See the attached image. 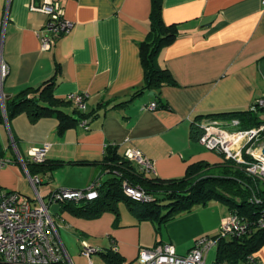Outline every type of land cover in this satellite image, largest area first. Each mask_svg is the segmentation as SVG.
<instances>
[{"label":"crops","instance_id":"0c3cea01","mask_svg":"<svg viewBox=\"0 0 264 264\" xmlns=\"http://www.w3.org/2000/svg\"><path fill=\"white\" fill-rule=\"evenodd\" d=\"M41 1L0 0V53L10 68L3 92L9 98L55 78V97L78 121L61 133L56 116L33 121L21 112L10 122L0 118L1 157L12 159L0 170L5 188L35 198L26 172L29 178L42 179L38 188L45 197L60 188H86L106 173L102 161L109 143L118 144L122 155L128 147L139 148L152 161V174L163 178L183 177L194 162L212 165L226 160L203 145L199 134L194 136V123L219 113L249 110L264 96L263 0H164L163 18L178 24L179 36L160 52V64L171 71L176 84L163 85L159 98L149 89L133 98L145 80L140 43L150 31L153 0H58L64 17L74 25L48 50L42 49L38 35L48 16L31 8ZM75 92L87 94L86 111L68 99ZM152 101L159 107L148 108ZM77 110L91 113L90 117ZM258 115L262 119L264 111ZM6 126L16 146L6 142ZM46 142L51 143L47 158L43 165L32 166L30 174L29 151ZM10 149L15 154H8ZM60 160L63 164L50 170ZM120 213L118 220L110 211L86 218L61 209L54 217L59 230H64L67 243L60 237L66 249L68 243L72 249L76 244L82 254L83 241L100 249L111 248L115 241L125 264H140L141 247L165 240L154 235L151 221H140L122 207ZM230 213L211 219L191 238L186 253L198 235L218 233ZM170 237L167 242L178 250L179 244ZM94 254L95 264H106L101 253ZM255 256L264 263V245Z\"/></svg>","mask_w":264,"mask_h":264},{"label":"trees","instance_id":"16d2710c","mask_svg":"<svg viewBox=\"0 0 264 264\" xmlns=\"http://www.w3.org/2000/svg\"><path fill=\"white\" fill-rule=\"evenodd\" d=\"M163 4L164 0H153L152 3L150 31L148 37L140 43L145 80L142 86L136 89L133 98L147 89L156 91L155 96L159 98V90L163 85L176 84L171 71L159 61L161 50L179 36L178 24L164 20ZM55 84L56 79L52 78L40 87H27L17 95L5 98L8 121L10 122L13 116L26 112L33 121L56 116L60 120L61 133L74 125L78 119L61 108L63 100L55 97ZM77 111L83 117H90L91 113ZM213 116L227 119L238 117L241 120V128L253 127L262 122L258 113L250 109ZM0 118L6 120L3 114H0ZM200 133L198 123H194V136L197 138ZM44 162H28L30 174L34 171L32 166L43 165ZM59 164H63V161L53 164L50 170ZM102 164L106 173L101 176L102 184L98 197L79 201L67 200L62 202L61 209H68L86 218H95L110 211L115 213L118 220L121 214L120 202L124 200L138 220H149L158 228V225L168 222L182 212L190 211L197 204L207 205L210 201L219 199L228 206L231 213L236 212L246 218L251 224V229L244 235L222 239L218 244L216 260L241 264L247 262L249 256L264 245V227L254 226L260 217H264V179L249 174L246 167L235 160L226 159L212 165L206 161H198L188 166L183 177L163 178L140 170L119 152L118 144L109 143L105 147ZM124 182L144 189L152 198L147 201L131 198L124 191ZM53 218L57 222L54 216ZM99 253L106 264H125L124 257L112 248L101 249Z\"/></svg>","mask_w":264,"mask_h":264},{"label":"built area","instance_id":"2783aa9c","mask_svg":"<svg viewBox=\"0 0 264 264\" xmlns=\"http://www.w3.org/2000/svg\"><path fill=\"white\" fill-rule=\"evenodd\" d=\"M264 2V0H263ZM31 8L44 12L48 16L45 25L39 29L38 35L42 41V49L54 47L59 39L73 27V22L64 17V8L58 0H42L32 3ZM9 65L0 53V95L4 100L3 84L9 73ZM75 106L86 111L88 109L87 94L75 92L68 95ZM159 107L157 101L148 104V108ZM250 110L260 113L264 111V96L256 99ZM3 115L8 122L7 111ZM259 125L241 128V120L232 117L222 121L217 117H206L198 122L201 133L198 140L211 150L244 165L249 174L264 179V117ZM84 120V125L87 124ZM12 144L16 146L13 139ZM51 143L32 147L29 151L30 162L42 163L46 160ZM124 156L137 167L148 173H153L152 161L136 147H128ZM26 166L21 157L18 158ZM12 159L0 157V170ZM37 196L31 198L18 190L5 188L0 182V264H75L59 235L58 223L50 212L54 202L67 200L94 199L99 195L102 177L98 176L86 188H60L46 197L38 188L42 183L39 176H30ZM124 191L131 198L147 201L152 197L144 189L124 182ZM264 227V217L254 224ZM251 229L250 222L240 214L233 212L224 217L218 233L214 236H203L196 240L194 246L186 254L177 252L171 242H158L153 247H141L138 254L140 264H228L224 260H207L210 249L218 245L222 239L241 236ZM118 251L113 241L111 247ZM96 248L83 241L82 254L89 258V264H95L92 255L99 252ZM254 255V254H253ZM250 255L246 264H264L257 257Z\"/></svg>","mask_w":264,"mask_h":264},{"label":"rangeland","instance_id":"374dc122","mask_svg":"<svg viewBox=\"0 0 264 264\" xmlns=\"http://www.w3.org/2000/svg\"><path fill=\"white\" fill-rule=\"evenodd\" d=\"M4 131L6 134V142H9L11 144L13 142V138H12V134L9 132V129L7 126H6ZM7 153L8 154H12V153L15 154V152H13L12 149H10L9 152H7ZM219 156L221 157V155H219ZM26 180L27 181L30 180L27 172H26ZM30 187H31L30 188L31 196H37V193H36L34 186L30 184ZM39 187L42 188V186H39ZM62 204H63L62 202H54L50 205V212L53 216H55L56 213L61 212L60 208H61ZM121 207L125 211H130V213L132 214V212L130 210V206L126 201L122 200L120 202V209H121ZM164 210H166V208ZM228 212H229L228 206L223 201H221L219 199H214V200L210 201L207 205L197 204L191 209L190 212H187L183 215L181 214L182 216L178 215L175 218L169 220L168 222L158 225V228L153 226L154 227L153 228L154 229V235H157V237L163 238V240H165V242H167L171 239L170 236H173L176 243L179 244L178 250H179L180 254H186V251L192 242L191 238H193V236H196L197 234L202 232L204 229H206V225L209 223V221L211 219L214 220L215 218H217L221 214H227ZM146 221H148V220H146ZM148 222H150V221H148ZM58 231H59V235L60 236L62 235L63 239L66 241L64 230L62 228H60V230H58ZM215 234H217V230L212 231L210 233H204V234L198 235L196 238L195 237L194 238H195V240H197L203 236H213ZM195 240H194V242H195ZM66 243H67V241H66ZM73 248L74 249H72L68 243L67 252L75 264L89 263V258L86 257L85 255L80 254L79 246H78L77 250H76V248H77L76 244ZM178 250H177V252H178ZM217 253H218V245H215L210 249V251L208 253L207 260L209 263H212L217 259ZM256 253H254L253 256H255ZM97 258H98L97 254H93V259L96 260ZM138 261H137V263H138ZM241 264H246V262H242Z\"/></svg>","mask_w":264,"mask_h":264},{"label":"water","instance_id":"95a60500","mask_svg":"<svg viewBox=\"0 0 264 264\" xmlns=\"http://www.w3.org/2000/svg\"><path fill=\"white\" fill-rule=\"evenodd\" d=\"M151 93L153 94L154 92L152 91ZM5 98L6 97H4V100L2 101V108L6 112L7 110H6V105H5ZM263 154H264V148H263Z\"/></svg>","mask_w":264,"mask_h":264}]
</instances>
